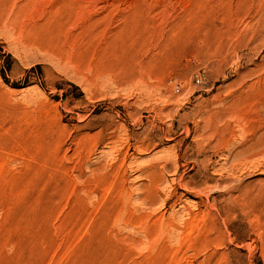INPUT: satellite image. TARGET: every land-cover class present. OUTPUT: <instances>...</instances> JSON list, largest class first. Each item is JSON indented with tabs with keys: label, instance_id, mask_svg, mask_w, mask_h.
Segmentation results:
<instances>
[{
	"label": "rangeland",
	"instance_id": "1",
	"mask_svg": "<svg viewBox=\"0 0 264 264\" xmlns=\"http://www.w3.org/2000/svg\"><path fill=\"white\" fill-rule=\"evenodd\" d=\"M0 264H264V0H0Z\"/></svg>",
	"mask_w": 264,
	"mask_h": 264
}]
</instances>
